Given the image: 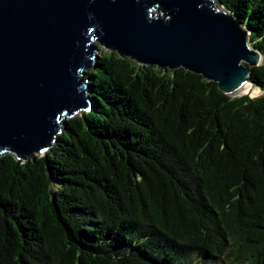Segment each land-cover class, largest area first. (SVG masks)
Returning <instances> with one entry per match:
<instances>
[{"label": "trees", "instance_id": "16d2710c", "mask_svg": "<svg viewBox=\"0 0 264 264\" xmlns=\"http://www.w3.org/2000/svg\"><path fill=\"white\" fill-rule=\"evenodd\" d=\"M263 61L264 0H220ZM91 111L0 155V264H264V94L103 51Z\"/></svg>", "mask_w": 264, "mask_h": 264}, {"label": "water", "instance_id": "95a60500", "mask_svg": "<svg viewBox=\"0 0 264 264\" xmlns=\"http://www.w3.org/2000/svg\"><path fill=\"white\" fill-rule=\"evenodd\" d=\"M104 49L201 74L229 97L264 94L251 29L220 0H0V155H43L91 111L88 70Z\"/></svg>", "mask_w": 264, "mask_h": 264}, {"label": "rangeland", "instance_id": "374dc122", "mask_svg": "<svg viewBox=\"0 0 264 264\" xmlns=\"http://www.w3.org/2000/svg\"><path fill=\"white\" fill-rule=\"evenodd\" d=\"M103 51H107V50H105V49H104V50H101L100 53H99V55H101V53H102ZM89 71H90V70H88V72H89ZM260 93H261V91H260ZM39 156H40V155H39Z\"/></svg>", "mask_w": 264, "mask_h": 264}, {"label": "bare ground", "instance_id": "6f19581e", "mask_svg": "<svg viewBox=\"0 0 264 264\" xmlns=\"http://www.w3.org/2000/svg\"><path fill=\"white\" fill-rule=\"evenodd\" d=\"M257 92L259 93V90H257Z\"/></svg>", "mask_w": 264, "mask_h": 264}]
</instances>
